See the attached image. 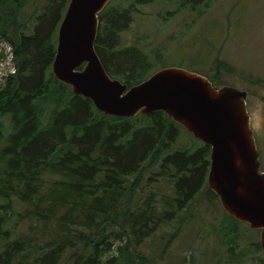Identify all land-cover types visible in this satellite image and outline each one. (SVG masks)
<instances>
[{"label":"trees","instance_id":"1","mask_svg":"<svg viewBox=\"0 0 264 264\" xmlns=\"http://www.w3.org/2000/svg\"><path fill=\"white\" fill-rule=\"evenodd\" d=\"M44 1L29 14L37 0H0V38L16 66L0 81V264H60L66 255L69 264H146L136 252L145 238L180 222L206 188L219 200L208 191L211 147H176L185 128L162 110L105 115L57 80L52 64L70 0ZM154 1L110 2L99 14L96 52L129 87L158 70L144 49L122 45L135 6ZM168 1L192 10L210 2ZM214 72L210 80L224 86ZM113 235L127 240L109 256Z\"/></svg>","mask_w":264,"mask_h":264},{"label":"rangeland","instance_id":"2","mask_svg":"<svg viewBox=\"0 0 264 264\" xmlns=\"http://www.w3.org/2000/svg\"><path fill=\"white\" fill-rule=\"evenodd\" d=\"M37 1L29 3L25 13L43 11L45 1ZM132 1L111 0L110 4L127 6ZM135 7L133 21L122 33L123 46L135 44L144 49L154 69L178 66L211 77L219 68V84L247 91V108L264 172V0H210L196 10L168 0ZM9 48L12 50L10 43L0 38V51L9 53ZM5 60L6 69L15 65L6 56L0 64ZM200 142L182 129L176 147L195 148ZM206 190L181 212L180 222L178 218L163 224L136 246L146 264H258L263 256L257 247L259 232L227 214ZM18 227L28 231L29 222ZM174 232L177 236L172 240ZM126 240V236L113 235L109 256L117 255V247ZM67 260L68 255L60 264H69Z\"/></svg>","mask_w":264,"mask_h":264},{"label":"water","instance_id":"3","mask_svg":"<svg viewBox=\"0 0 264 264\" xmlns=\"http://www.w3.org/2000/svg\"><path fill=\"white\" fill-rule=\"evenodd\" d=\"M111 0H70L57 36L54 76L105 115L136 117L162 110L211 147L208 191L227 214L260 229L264 247V172L247 108V91L163 67L131 87L112 77L95 49L99 14Z\"/></svg>","mask_w":264,"mask_h":264},{"label":"built area","instance_id":"4","mask_svg":"<svg viewBox=\"0 0 264 264\" xmlns=\"http://www.w3.org/2000/svg\"><path fill=\"white\" fill-rule=\"evenodd\" d=\"M9 53H5L6 54V58L10 59L13 61V54H12V50L11 48H9ZM7 67V62L6 60L0 64V75H5L7 76L9 73H15L16 72V66L15 65H12V66H8V68L6 69ZM5 70V72H4ZM4 76V78H5ZM4 78H0V80H4Z\"/></svg>","mask_w":264,"mask_h":264},{"label":"flooded vegetation","instance_id":"5","mask_svg":"<svg viewBox=\"0 0 264 264\" xmlns=\"http://www.w3.org/2000/svg\"><path fill=\"white\" fill-rule=\"evenodd\" d=\"M232 230L235 232V229L234 228H232ZM254 230H257L259 232V243H258V246L257 247H259L258 248L259 249V252H262L263 253V256L258 261V264H264V247L261 245V241H260V233H261V230L260 229H254Z\"/></svg>","mask_w":264,"mask_h":264},{"label":"bare ground","instance_id":"6","mask_svg":"<svg viewBox=\"0 0 264 264\" xmlns=\"http://www.w3.org/2000/svg\"><path fill=\"white\" fill-rule=\"evenodd\" d=\"M3 59H4V57H3ZM3 59H2V60H3ZM2 60H1V61H2ZM1 61H0V62H1Z\"/></svg>","mask_w":264,"mask_h":264}]
</instances>
